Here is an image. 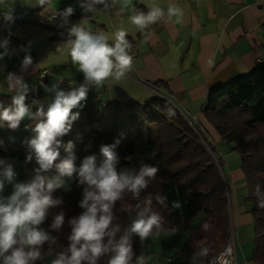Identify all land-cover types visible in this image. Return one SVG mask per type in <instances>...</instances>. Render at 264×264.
Returning <instances> with one entry per match:
<instances>
[{
	"label": "clouds",
	"instance_id": "9594fccd",
	"mask_svg": "<svg viewBox=\"0 0 264 264\" xmlns=\"http://www.w3.org/2000/svg\"><path fill=\"white\" fill-rule=\"evenodd\" d=\"M50 2L51 0H41V5ZM114 3L115 0H84L81 7L95 14L96 5L103 4L107 11L114 7ZM73 13L72 7L64 10L62 16L65 23ZM165 15L169 21L176 17L179 22L183 10L179 5L170 3L165 14L161 6L153 3L147 5V11L134 9V14L128 19L144 33L150 25L164 20ZM4 19L11 21L12 17L6 14ZM84 21L68 28L69 35L74 39H70L63 48L68 50L72 64L78 65L79 71L84 74V81L70 90L60 89L59 84L46 88V91L54 93V99L47 105V110L41 104L32 112L25 103L28 85L21 77L11 73L8 75L9 88L15 95L12 106L0 112V121L5 122L11 130L18 129L25 117L35 122L32 130L36 135L30 140L29 146L35 153L39 167L30 180L17 182L13 164L0 159V193H3L6 184L13 187L10 196H0V264H35L43 259V245L49 243L51 247L56 243V238L40 225L45 222L50 208L63 203L62 199L54 198L53 193L63 186L64 177H72L74 173H78L80 183L86 185L79 204L84 211L69 221V244L56 253L51 264H99L105 256L110 257L107 264H133V235H138L143 240L153 235L154 230L159 235L163 227V217L152 208L153 200L168 207V196L162 193L149 194L143 205L137 204L135 219L122 233L120 225L114 224L116 218L113 208L116 202L128 195L139 197L159 171L157 166L144 162L138 168L118 170L120 158L116 149L119 139L113 144L100 147L102 159L99 162L95 154L89 155L83 159L79 168L75 165L73 145L69 142L65 146L69 155L57 163L62 144L60 138L71 131L72 123L79 116V113H73V109L86 100L90 88L103 85L109 78L120 80L133 65V56L130 54L132 45L127 39L128 32L123 27L114 35H109L102 30H88ZM8 43L5 39L0 44L5 49L0 53V60L8 55ZM31 64L30 54L26 55L23 67L26 69ZM31 159L32 156L29 155L28 160ZM53 167L57 175H44ZM259 191L260 186L257 185V192ZM181 206L180 200L171 204L173 209ZM258 206L264 208V200H258ZM64 223L65 213L61 211L55 215L50 227L59 231ZM209 227L208 224L204 225L205 230ZM208 254L209 248H197L192 256V264H196L197 260L203 264V258ZM149 259L151 258L140 256L136 258L135 264H148ZM216 260L217 264H229L223 254Z\"/></svg>",
	"mask_w": 264,
	"mask_h": 264
},
{
	"label": "crops",
	"instance_id": "0c3cea01",
	"mask_svg": "<svg viewBox=\"0 0 264 264\" xmlns=\"http://www.w3.org/2000/svg\"><path fill=\"white\" fill-rule=\"evenodd\" d=\"M83 2L51 0L41 5V0H0V13L33 17L42 23H0V44L5 39L9 41L8 55L0 60V95H15L8 84L10 73L23 79L28 93L43 70H51L55 79L73 85L84 81V74L78 65L72 64L68 50L63 49L71 38L50 27V18L55 14L65 23L62 13L72 7L74 13L68 17L67 26L86 19L84 26L88 30L100 28L109 35L123 27L136 58L124 77L120 80L109 78L103 85L94 87L90 97L73 109L79 116L67 135L81 140L86 134L87 117L102 110V105H145L163 96L185 119L198 125L207 142L216 149L222 139L201 112L211 94L226 89L233 82L249 79L259 70L258 60L264 57V10L259 4L264 0H115L114 7L107 11L103 4L96 5L95 14L82 8ZM153 3L161 6L165 14L170 3L179 5L183 16L177 22L176 17L169 21L165 15L164 20L150 25L142 33L128 18L134 14V9L147 11V5ZM4 51L0 46V53ZM29 54L32 64L25 69L23 60ZM158 84L163 85L160 90L155 88ZM53 85L55 81L47 88ZM37 93L42 97L31 105V110L41 104L47 108L54 99V93L46 89H35L30 97H36ZM97 95L99 103L94 101ZM32 121L23 122L25 128L6 130V133L25 132ZM3 131L4 127H0V132ZM221 161L228 167L224 159ZM240 169L241 161L239 169L229 170L231 184L226 185L228 196L231 198L233 193L237 200L246 187ZM184 253L179 259H184L183 264H191Z\"/></svg>",
	"mask_w": 264,
	"mask_h": 264
},
{
	"label": "trees",
	"instance_id": "16d2710c",
	"mask_svg": "<svg viewBox=\"0 0 264 264\" xmlns=\"http://www.w3.org/2000/svg\"><path fill=\"white\" fill-rule=\"evenodd\" d=\"M162 86L158 84L155 88L160 90ZM34 90L31 89L26 96L25 103L29 107L42 97L37 93L36 97L31 98L30 94ZM12 99L11 96L0 95V112L12 106ZM37 109H32V112ZM201 114L226 145L232 146V152L240 156V170L246 187L238 195V199L249 208L248 213L254 220L253 262L264 264V208L258 206V200H264V69H259L249 79L233 82L226 89L211 94ZM34 124L32 121L26 126L27 131L19 140L4 138L0 132V159L11 163L25 162L29 170L35 173L39 164L29 146L30 140L35 137L32 130ZM0 127L11 130L3 121H0ZM22 128H25L23 121L16 130ZM60 139L62 144L57 163L69 155L65 151L69 142L73 145L75 165L79 168L83 159L89 155L95 154L99 162L102 159L100 147L113 144L119 139L120 143L116 149L120 158L118 170L127 167L138 168L142 162L158 167L156 177L139 197L128 195L116 202L113 208L116 218L114 224L120 225L121 233L135 219L137 204L143 205L149 194L162 193L168 196V207L156 203L155 200L152 203L153 210L159 212L164 219L159 233L168 230L184 232L189 223L200 214L206 216L202 225L194 231V235L208 234L210 227L205 230V224L213 227L211 233L214 234L215 240L204 241L199 246H187L184 256L188 262L192 261L197 248L207 247L209 254L215 256L229 241L230 199L226 188L228 181L220 171H223L224 164L216 158L215 149L207 142L200 127L190 123L162 97L157 96L145 105L128 103L105 106L87 117L86 134L81 140L77 141L71 134ZM29 155L32 156L30 161ZM44 175L55 176L56 169L53 167ZM72 177V190L64 193L57 189L53 193L54 198L62 199L63 203L50 208L45 222L40 225L56 238L52 250L54 255L69 244V221L84 211L79 204L86 185L80 183L78 173H74ZM257 185L260 186L259 193ZM175 200L182 202L179 209L171 207ZM61 211L65 213V223L59 231L52 230L50 226L54 217ZM153 235H156L155 230ZM132 245L135 264L136 258L143 256L138 235H133ZM47 254L45 243L42 247L43 259L35 264H42ZM109 258H101L99 264H107Z\"/></svg>",
	"mask_w": 264,
	"mask_h": 264
},
{
	"label": "rangeland",
	"instance_id": "374dc122",
	"mask_svg": "<svg viewBox=\"0 0 264 264\" xmlns=\"http://www.w3.org/2000/svg\"><path fill=\"white\" fill-rule=\"evenodd\" d=\"M100 111V110H99ZM30 121L29 117H25L23 122L27 124ZM26 132V131H25ZM25 132H18L12 135H8L4 129L1 133L2 137L7 139L19 140L23 137ZM36 135V134H35ZM232 146L228 147L222 140L221 144L217 145L214 150L217 159H224L228 163V167L224 164L223 172L227 178L228 185L231 184L229 177V170L232 168L239 169L240 156L231 151ZM223 162V161H222ZM11 163V162H9ZM15 171L17 172V182H24L30 180L34 176V172L29 170L25 162L12 163ZM63 186L59 188L64 193H69L72 190L73 177H64ZM12 185L6 184L2 196L7 197L12 193ZM231 194V193H230ZM230 198V197H229ZM249 208L241 201L237 200L234 194H231L230 206L228 209L229 225L231 232V223L234 226L237 244V254L239 261L242 263L244 260L253 261L254 256V220L251 214L248 213ZM205 214L198 215L188 225V228L184 232L175 231H162L159 235H151L146 239H140L143 256L149 259V264H183L184 259H177L172 253V249H177L181 253H184L187 246L200 245L204 241L215 240L213 227L210 226L208 234L194 235V231L200 227L205 219ZM55 258L54 252H49L46 255V264H51V261Z\"/></svg>",
	"mask_w": 264,
	"mask_h": 264
},
{
	"label": "built area",
	"instance_id": "2783aa9c",
	"mask_svg": "<svg viewBox=\"0 0 264 264\" xmlns=\"http://www.w3.org/2000/svg\"><path fill=\"white\" fill-rule=\"evenodd\" d=\"M259 8L264 10V3L259 4ZM5 15H6V13H0V23H9V24L26 23V24H34V25L40 24V25H42V23L40 21H37L33 17H23V16H18V15H11V14L10 15L12 17V20L11 21H5V19H4ZM50 24H51L50 27L52 29H54V31H56L57 33L63 34V35H65L71 39H74V37H71L69 35L68 28H70V27L67 26L57 14L53 15L50 18ZM98 30H101V29L96 28L93 32H96ZM130 44H131V42H130ZM130 54L133 56V60H134L136 58V54L134 52L133 46L130 49ZM258 66H259V69H264V57H261L258 60ZM52 81H55L56 85L59 84V88L62 90H70L72 87H78L79 86V85H73V84L68 83L66 81H63L61 79H55L53 71L43 70L37 76L35 85H30V88L31 89H39V90L46 89ZM93 89H94V87L90 88L88 95H87V98L90 97V93ZM94 101L96 103H99V95L95 96ZM102 106L105 107V105H102ZM193 125H195V124H193ZM195 126H198V125H195ZM206 147L208 149V146H206ZM211 156L213 157L215 164L218 166L217 160L212 155V153H211ZM220 171H221V169H220ZM229 206H230V202H229ZM41 228H43V227H41ZM46 246L48 249V253L52 252V250L55 247L54 245H52L50 247L49 243H46ZM172 253L175 256V258H177V259H179L183 256V253H181L180 251H178L175 248L172 249ZM221 254H223V256L229 260V264H258V263H255L253 261H247V260H244L242 263L239 261L238 254H237L236 235H235V230H234V226L232 223H231L230 238H229V241L227 242V244L222 248V250L217 255L211 256L210 254H208L207 257L203 258V264H217L216 258L218 256H220ZM42 264H46V262L43 261ZM196 264H201L200 260H197Z\"/></svg>",
	"mask_w": 264,
	"mask_h": 264
},
{
	"label": "water",
	"instance_id": "95a60500",
	"mask_svg": "<svg viewBox=\"0 0 264 264\" xmlns=\"http://www.w3.org/2000/svg\"><path fill=\"white\" fill-rule=\"evenodd\" d=\"M164 100H166L170 105H172L178 112L179 110L168 100L166 99L165 97L161 96ZM180 113V112H179ZM205 144V143H204Z\"/></svg>",
	"mask_w": 264,
	"mask_h": 264
}]
</instances>
